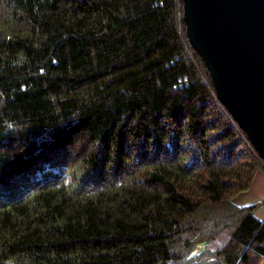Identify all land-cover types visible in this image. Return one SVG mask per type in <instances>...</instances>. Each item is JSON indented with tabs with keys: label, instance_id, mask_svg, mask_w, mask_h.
<instances>
[{
	"label": "trees",
	"instance_id": "trees-1",
	"mask_svg": "<svg viewBox=\"0 0 264 264\" xmlns=\"http://www.w3.org/2000/svg\"><path fill=\"white\" fill-rule=\"evenodd\" d=\"M182 13V0H0V264L264 258L257 204L232 201L264 160Z\"/></svg>",
	"mask_w": 264,
	"mask_h": 264
},
{
	"label": "water",
	"instance_id": "water-1",
	"mask_svg": "<svg viewBox=\"0 0 264 264\" xmlns=\"http://www.w3.org/2000/svg\"><path fill=\"white\" fill-rule=\"evenodd\" d=\"M182 9L216 98L264 160V0H182Z\"/></svg>",
	"mask_w": 264,
	"mask_h": 264
},
{
	"label": "crops",
	"instance_id": "crops-1",
	"mask_svg": "<svg viewBox=\"0 0 264 264\" xmlns=\"http://www.w3.org/2000/svg\"><path fill=\"white\" fill-rule=\"evenodd\" d=\"M232 201L238 206L257 204L254 215L256 218L264 220V170H257L250 187L237 193ZM259 264H264V258Z\"/></svg>",
	"mask_w": 264,
	"mask_h": 264
},
{
	"label": "rangeland",
	"instance_id": "rangeland-1",
	"mask_svg": "<svg viewBox=\"0 0 264 264\" xmlns=\"http://www.w3.org/2000/svg\"><path fill=\"white\" fill-rule=\"evenodd\" d=\"M70 157H71V161H70V162H73V160H77L76 158H74V157L71 156V155H70ZM70 162H68V164H71ZM71 165H72V164H71ZM69 167H71V166H69ZM260 169L264 170V167H261ZM260 261H261V260H259V261L257 262V264H259Z\"/></svg>",
	"mask_w": 264,
	"mask_h": 264
}]
</instances>
